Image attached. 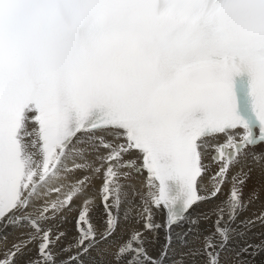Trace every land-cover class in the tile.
Segmentation results:
<instances>
[{"label":"snow or ice","instance_id":"snow-or-ice-1","mask_svg":"<svg viewBox=\"0 0 264 264\" xmlns=\"http://www.w3.org/2000/svg\"><path fill=\"white\" fill-rule=\"evenodd\" d=\"M261 145L264 0H0V264H255Z\"/></svg>","mask_w":264,"mask_h":264},{"label":"bare ground","instance_id":"bare-ground-1","mask_svg":"<svg viewBox=\"0 0 264 264\" xmlns=\"http://www.w3.org/2000/svg\"><path fill=\"white\" fill-rule=\"evenodd\" d=\"M253 151L260 152L261 147H257L253 149ZM143 177H136L132 179L131 181H125L124 183H131L136 189L142 190L143 189ZM207 177H205V181H207ZM257 182V178L255 175H253V179L248 181V186L244 188V199L247 200L248 193L254 186V184ZM261 184L264 185V181H261ZM229 185H225V191L227 192L229 189ZM55 197V194H53V198ZM223 199V197H221ZM77 205L80 204V201L76 202ZM212 207V203H206V204H200L197 207H194V210L192 211V215L196 216L201 212H204ZM261 212H264V186L261 187L260 197L255 202L248 205L247 210L240 213L238 217V221L244 220L245 218H251L254 214L259 215ZM92 222L94 225L99 227L102 223L103 219V207L100 205L99 200L96 202V207L93 209L92 212ZM75 218H76V212H73L68 215L67 220L60 226V231H65L67 233V236L65 237L63 243L67 244L71 241L72 237L76 234L75 233ZM158 221L162 222V214L158 215L156 217ZM215 217H213V220ZM212 227V221H209L207 224H201V229H211ZM179 229H176L174 231H178ZM20 231H23V229H6L0 231V237H7V242H3L0 240V252H2L6 247L11 246V242L14 239L16 235ZM175 238V237H174ZM261 241H264V226H261L259 224L253 226L250 231H247L246 234L242 238H237L234 240L233 246L238 247L240 245H243L244 243H251V244H258ZM163 243V232H160L159 236V244ZM159 244H157V248L159 247ZM33 254H35L33 252ZM94 260H98V257L96 256V253L93 252L91 256H85L83 258V264H92ZM255 264H264V254L256 257Z\"/></svg>","mask_w":264,"mask_h":264}]
</instances>
